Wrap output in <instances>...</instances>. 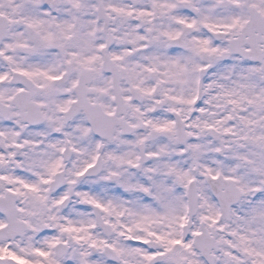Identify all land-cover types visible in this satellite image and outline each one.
<instances>
[{
  "label": "snow or ice",
  "instance_id": "1",
  "mask_svg": "<svg viewBox=\"0 0 264 264\" xmlns=\"http://www.w3.org/2000/svg\"><path fill=\"white\" fill-rule=\"evenodd\" d=\"M0 264H264V0H0Z\"/></svg>",
  "mask_w": 264,
  "mask_h": 264
}]
</instances>
